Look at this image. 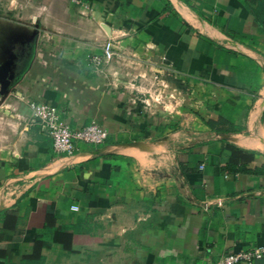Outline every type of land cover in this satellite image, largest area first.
<instances>
[{
    "label": "crops",
    "instance_id": "obj_1",
    "mask_svg": "<svg viewBox=\"0 0 264 264\" xmlns=\"http://www.w3.org/2000/svg\"><path fill=\"white\" fill-rule=\"evenodd\" d=\"M108 40L117 59L93 76ZM156 74L169 95L146 109ZM29 102L109 140L59 155L23 122ZM263 166L264 0H0V264H28L49 216L76 243L48 235L42 264H207L263 246Z\"/></svg>",
    "mask_w": 264,
    "mask_h": 264
},
{
    "label": "built area",
    "instance_id": "obj_2",
    "mask_svg": "<svg viewBox=\"0 0 264 264\" xmlns=\"http://www.w3.org/2000/svg\"><path fill=\"white\" fill-rule=\"evenodd\" d=\"M115 42L108 40L98 55L88 59L91 75L103 76L106 68L117 59ZM156 88L143 98L145 108L154 104H164L169 95V85L159 75L154 76ZM168 92V93H167ZM27 126H38L40 131L51 138L54 151L59 155L71 156L77 151V144L103 145L109 140V132L99 123L93 121L82 128H75L61 119V111L47 102H29V114L23 119ZM264 259V245L240 253H228L217 262L207 264H252Z\"/></svg>",
    "mask_w": 264,
    "mask_h": 264
},
{
    "label": "trees",
    "instance_id": "obj_3",
    "mask_svg": "<svg viewBox=\"0 0 264 264\" xmlns=\"http://www.w3.org/2000/svg\"><path fill=\"white\" fill-rule=\"evenodd\" d=\"M258 17V15H257ZM263 23V22H261ZM211 128H214L213 123H208ZM229 149L232 151V160L230 167L235 163L236 155L240 153L237 149H235L232 146H229ZM259 172L264 173V166L262 169L259 170ZM5 219V226H8V223H6V220H14L15 217L10 214H6ZM55 218L53 216H49L47 218V222L45 225V236H39L37 237L35 241V247L32 255L27 256L24 258V262H27L28 264H42L44 257L42 256V251L45 247H47L46 237H50L54 243H59L64 246V248L67 251H72L73 245L76 243L75 240V233H69L66 229H57L55 228Z\"/></svg>",
    "mask_w": 264,
    "mask_h": 264
}]
</instances>
